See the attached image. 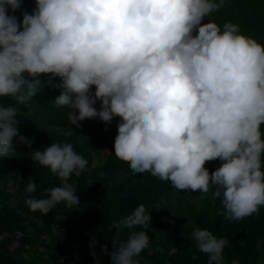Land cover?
Segmentation results:
<instances>
[{
    "label": "clouds",
    "instance_id": "obj_1",
    "mask_svg": "<svg viewBox=\"0 0 264 264\" xmlns=\"http://www.w3.org/2000/svg\"><path fill=\"white\" fill-rule=\"evenodd\" d=\"M22 3L0 0V98L11 100L0 104V157L14 151L20 106L50 86L60 90L54 107L70 109V125L119 118L113 153L133 174L148 173L188 196L211 191L228 221L264 207V44L238 24L210 19L225 0H34L18 18ZM33 140L19 136L28 148ZM31 160L62 181L88 165L63 141L33 150ZM214 160L220 165L210 173L205 164ZM36 187L28 177L24 203L31 212L80 205L70 183L40 199L30 195ZM151 220L140 204L113 225L147 228ZM192 236L209 264H223L226 237L200 228ZM149 239L143 230L124 241L117 235L112 264H140Z\"/></svg>",
    "mask_w": 264,
    "mask_h": 264
},
{
    "label": "trees",
    "instance_id": "obj_2",
    "mask_svg": "<svg viewBox=\"0 0 264 264\" xmlns=\"http://www.w3.org/2000/svg\"><path fill=\"white\" fill-rule=\"evenodd\" d=\"M34 6V0H23L21 10L14 14L21 18V11L31 12ZM210 19L220 26L228 21L238 24L243 34L264 44V0H225L224 7ZM59 91L45 86L28 107L20 106L18 135L12 139L14 151L9 157H0V264H112L111 243L117 235L124 241L131 231L141 230L150 239L149 247L137 257L140 264H209L192 236L197 228L228 239L223 264H264V207L250 217L228 221L221 200L213 198L211 191L201 194L197 190L188 196L168 181L148 173L133 174L113 153L119 118L108 125L98 119L80 121L79 127L70 125V109L56 108L52 101ZM8 103L10 98H0V104ZM94 106L99 110L100 102ZM49 125L71 128L73 135L50 133ZM261 127L264 131V125ZM19 136L34 138L31 148L21 144ZM60 141L72 143L88 161L79 177L62 181L31 160L33 150ZM219 165L214 160L205 167L211 173ZM28 177L37 184L30 194L36 199L47 198L49 188L70 183L77 191L79 207L68 208L62 202L46 215L31 212L24 203L29 195L25 192ZM140 204L152 217L147 228L114 227V221L130 215Z\"/></svg>",
    "mask_w": 264,
    "mask_h": 264
}]
</instances>
